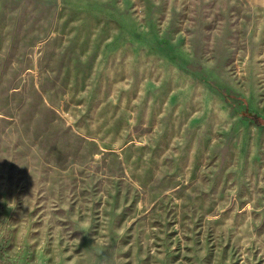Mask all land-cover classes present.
Here are the masks:
<instances>
[{
	"label": "rangeland",
	"instance_id": "rangeland-1",
	"mask_svg": "<svg viewBox=\"0 0 264 264\" xmlns=\"http://www.w3.org/2000/svg\"><path fill=\"white\" fill-rule=\"evenodd\" d=\"M264 0H0V264H264Z\"/></svg>",
	"mask_w": 264,
	"mask_h": 264
},
{
	"label": "trees",
	"instance_id": "trees-1",
	"mask_svg": "<svg viewBox=\"0 0 264 264\" xmlns=\"http://www.w3.org/2000/svg\"><path fill=\"white\" fill-rule=\"evenodd\" d=\"M245 114L253 121L255 125L264 126V118L249 112H245Z\"/></svg>",
	"mask_w": 264,
	"mask_h": 264
}]
</instances>
